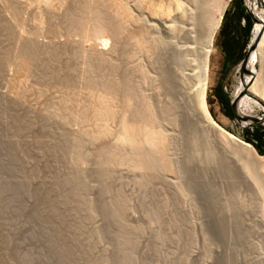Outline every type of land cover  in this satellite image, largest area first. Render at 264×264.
Masks as SVG:
<instances>
[{"label":"bare ground","instance_id":"6f19581e","mask_svg":"<svg viewBox=\"0 0 264 264\" xmlns=\"http://www.w3.org/2000/svg\"><path fill=\"white\" fill-rule=\"evenodd\" d=\"M10 1L14 16L20 15L21 1ZM229 2L76 0L61 20L67 36L80 35L68 36L74 39L65 52L70 56L64 57L63 48L59 55L60 45L54 48L51 40L25 34L16 40L20 45L12 55L18 64L9 62L0 98L26 112L3 139L19 156L7 163L17 169L12 181L21 187L23 206L34 194L41 203L36 223L27 224L15 217L19 195L11 198L0 183V239L6 246L18 231L38 225L48 244L63 239V249L77 246L68 257L60 252L61 264H189V244L200 235V249L193 251L198 264H264V213L255 208L258 196L264 200V170L244 152L257 154L254 147L241 144L207 103L215 38ZM246 3L256 18L251 41L257 43L249 52V73L233 92L238 120L245 124L256 121L247 112L261 103L256 97L264 101V8L261 0ZM103 35L104 47L97 41ZM60 87L69 94L58 100L52 90ZM71 104L76 111H64ZM59 110L73 111L81 124L95 121V131L84 124L70 127V113L61 116ZM121 165L139 172L122 176ZM5 177L0 179L10 180ZM127 184L135 188L140 217L131 210ZM242 189L252 190L250 201ZM194 197L200 216L193 210L202 219L197 237L198 217L192 219L194 211L186 212L183 204L193 206ZM35 235L31 240L43 242L42 234ZM17 251L20 259L6 256L8 264L35 263Z\"/></svg>","mask_w":264,"mask_h":264},{"label":"rangeland","instance_id":"374dc122","mask_svg":"<svg viewBox=\"0 0 264 264\" xmlns=\"http://www.w3.org/2000/svg\"><path fill=\"white\" fill-rule=\"evenodd\" d=\"M20 1L22 3V11L20 12V15L17 14V16H14V13L12 12V8H10L11 7V1L10 0H0V39L3 40V41L0 40V60H1L0 61V81L2 80V77H8L9 76V72H10L9 68L12 66L10 64L14 63V64H16L15 66H17V64H18L16 62L17 60L15 59V57H13L14 55H12V53L14 52L15 48L18 45H20V44H18L19 42L18 43L16 42V40L19 39L22 35L25 34L24 36H32L33 38H35L37 40L40 38V39H43L46 42L48 40L49 41L51 40V42L54 41L52 43H55V44H53V46L57 45L56 49L60 45L58 47V49H57L58 52H59V55H62V52H60V51L63 48L62 50L64 52L63 55H64L65 58L70 56V55H68L69 53L65 54V52L66 51L69 52L68 51L69 49L67 50V48H69L70 45L72 44V42H73L72 40L77 39V38L80 37V35H77L75 33L68 34V36H71V37L73 36L74 39H72L71 37H68L67 36V32H65V29L63 28V22H62L63 21L62 18L64 17L65 13H67L66 12L67 9L69 10L71 4L72 5H73V3L76 4V0H67V1L66 0L65 1L64 0H20ZM244 1L246 2V0H244ZM244 1L243 0H231L229 2L228 6H227V9L225 11L223 20L221 22L220 28H219L218 33L216 35L215 43H214L215 53H213L212 58H211L210 81H209V87H208V93H207V103H208V107H209L212 115L214 116V118L224 128H226L229 132H231L235 136H237V138H238V140H239V142L241 144L244 145V144L249 143L250 145H252L254 147V149H255V151L257 152L258 155L254 154L250 150L248 151L247 148H244V152L249 153V157L251 159H253L254 161H256L255 165H257L258 168H261V170H264V152H262V153L259 152V150L255 146V144L248 141L250 139H253V128L254 127H261L262 130H264V101L259 99L258 97H256V100L258 99L261 103H256V104L254 103V104H252L253 107L251 106L249 110L246 109V110H248L247 112L249 114L255 116V120H256L254 122H249V123H246V124L245 123H241L238 120V117L235 115L236 112H237L236 111V106H233L232 103H231L232 100H233V96H234L233 92H235V90H236L235 88H237L239 86V84L241 83V81H243L244 75L246 74V72L249 73L248 69L247 70H242L240 68V64H241L242 59L244 58V56L247 53L248 45H249V42L252 40L253 32H254L255 25H256V21L255 22L252 21V29H251L250 32H246L243 29H241V26H243L245 23H244V20L238 22L237 15H238L239 10L241 11L240 7L243 8V6H244L246 8V6L244 4ZM261 2H262V5H263V8H264V0H261ZM249 4H250V2H249ZM250 6H251V4H250ZM138 10L141 13V7L140 6L138 7ZM51 16H52V19H54V20H52V24L49 22ZM13 18L15 20V23H14ZM226 18H229V22H228V20ZM4 22H5V24H4ZM224 22H226L225 26H224ZM2 23L5 26L2 25ZM227 23H229V25ZM50 25H52V26H50ZM223 27H224V30L226 29V27H228L227 31L223 32L222 31ZM226 32H227V34H226ZM10 33H11V35H10ZM52 34H54V35H52ZM12 36H13V39H12ZM227 36H229L232 41L234 40V37L235 38L238 37V40H239L238 43H237L238 45L236 46L237 48L235 49L234 52H233V48H231V52H232L231 54H227L223 50V47H224L223 44H225V38H227ZM65 37L66 38L68 37V38L65 39ZM105 38H106V36H104V35H103V37L101 36L98 39L96 38L97 41L100 42V43L103 41V43L100 44L102 47H104V45H106ZM59 39L60 40L63 39L64 40V41L62 40L63 43H61L62 41L60 42ZM43 40H41V41H43ZM82 40H83V38H82ZM99 40H101V41H99ZM38 41H40V40H38ZM57 42L60 43V44H58ZM83 42H85V41L83 40ZM83 42H82V45H83ZM37 43H39V42H37ZM64 43H66V44H64ZM87 43H88V40H86V43H84V45L87 46ZM14 45H16L15 48H13ZM64 45H66V46H64ZM67 45H68V47H67ZM108 45H109V43H107V46ZM55 46H54V48H55ZM63 46L66 47V48H64ZM228 48L230 49V46H228ZM59 55H57V56H59ZM64 57H62V56L61 57H54V58L50 57L49 59H53V60L54 59H58L59 60V58H61V59L63 58L64 59ZM13 59L16 60V61H14ZM12 60H13V63L11 62ZM9 62H10V64H9ZM255 67L256 68H260V63L256 62L255 63ZM262 68H264V60H263V63H262ZM4 86H5V84L0 82V88H4ZM58 88L52 90V91H54L53 94H52L54 96V98H57L59 100L58 97H60V99L63 97L62 93L65 95L64 97H66V95L69 94V93L65 92L64 90H62L61 87H60V89H58ZM226 99L229 100L228 102H230L229 103L230 107L226 103L227 102ZM222 100H225V102H222ZM8 101L9 100L4 102V100L2 98H0V119H1L0 120V132L3 133V134H1L3 136L0 135V139L1 138L3 139L4 136H6V134H4V133H6L7 130L10 127H12V126H14V124L20 122V119L17 118V117H19V115H23L26 112L25 110H24V112H22L23 108L22 107L20 108L18 106V104H16V106H15V103H11L12 101H9V102ZM56 105H59V104H56ZM72 105L73 104L67 106V108H65L64 111L67 112L68 107H69L68 111H70V109L71 110H75V108L77 106H75V105L72 106ZM56 107L59 108L58 106H56ZM64 111H62V114H64V116L67 115V114L69 115L70 112L66 113ZM75 111H74V114L76 113ZM58 112L60 113L61 110H59ZM71 113H73V111ZM71 113H70L69 116H70V118H72V120H69L70 121L69 122L67 120L69 117L68 118L66 117V119H65V120H67L69 122L70 127H72V128H74V127L75 128H80V127L83 128V127H85L84 125H86V124L83 123L84 124L83 125V124H81V122H82L81 120H80V122L78 121V118H77L78 115L75 114L72 117L71 115H73V114H71ZM62 114H61V116H62ZM228 114H231V116L228 115ZM1 116H6V119H3ZM58 119H59V121L61 120V118H58ZM54 121H57V118H56V120L54 119ZM90 122H91V124H90ZM99 122L102 125V123H104L105 121L101 120ZM85 123H87L88 128L90 127L89 128V129H91L90 131H92V130L95 131L94 129L96 127H93V126H96V125H92L93 123L95 124V121H93V122L89 121V122H85ZM107 123H109V121H107ZM8 124H10V125H8ZM87 125H86V128H87ZM105 125H107V124H105ZM2 127H4V130H3ZM5 138H7V136ZM107 138H106V143L108 142L107 140L110 139V138H108V139ZM4 140L5 139H3V141L0 140V156H1L0 157V177L6 176L10 180H6V181L4 180L6 182L5 183L2 179H0V181L2 180L0 183H2L3 186L5 185L3 187L4 189L7 188V190H9L7 192L4 190L6 192V194L9 195L10 192H11V194L9 195L11 198H14V196L17 195V194L19 195V196H16V198L19 197L17 199L18 201H16V198H15V202L17 203V204H15V206H17L16 208L18 209V211L16 210L17 212H14L15 213V217L20 218V219L23 218L27 224H29V223L30 224H35L36 221H37V219L35 218V215H36L35 213L39 209L41 200L36 194H34V195H32V198L34 199L35 196H36L35 199L37 197L38 198L36 200L32 199V203L31 204H29V205L28 204L27 205L24 204V206H23L24 200H23V203H22L23 194L21 192V187L18 184H15L14 180L12 181V179L14 178V175L16 174L17 169L15 170V168L12 165V163H7V161L9 162V160L13 161L12 159L19 160V156L17 155V153L15 151V148H14L15 146L11 142H9V143H11L12 145L6 143L7 139L5 141ZM113 141L114 142L116 141L115 138L113 139ZM2 142L3 143L5 142V144H7V145H5V146H7V148L5 146H3ZM262 147H264V144L262 145ZM244 152H242V153H244ZM197 155L199 157H204L203 151L201 149L197 150ZM245 155H247V154H245ZM257 157H258L259 160L257 159ZM261 161H263V162H261ZM260 165L261 166L263 165V166L261 167ZM126 167H127L126 165L119 166V170H120L122 176H123V174L125 176L127 173H129V175H134L135 176L139 172L138 169L137 170H134V169L128 170ZM119 170L117 171L118 173H119ZM240 171L243 173V169H240ZM248 172H249V170H248ZM161 174H164V173L161 172ZM12 175H13V177H12ZM155 184H156L155 187H158V185L161 186V183L159 181L158 182L156 181ZM132 187H134V186L129 185V184L126 185V189L128 190L129 193L132 194V195H129L130 202H131L130 203L131 210L140 217L142 213H141V210L137 207L136 195H133V194H136V192H134L135 188H132ZM16 190L19 191V192H17ZM243 191H245V192H243ZM15 192H17V193H15ZM33 192L34 191H32V193ZM249 192H252V190L249 189ZM249 192L247 193V191L244 190V189H242V192H241L242 193L241 195H243L245 197V198L243 197V199H245L246 202H248V200L250 201L251 196H252V194H249ZM12 194L13 195L15 194V195L13 196ZM165 194L170 195V193H168V192H165ZM245 194H246V196H245ZM198 198L194 197V201H195L196 204L195 203H193V204L196 205V207L194 205L192 206V203H190L189 201H186V202L183 203L185 205V206L184 205L183 206H184V209L186 210V212L190 213V211H192L194 209V210L198 211L197 212V215H198V213L200 211V210H197V207H199ZM256 200H257L258 204L256 203L257 206L255 208L258 209L259 211L260 210L264 211V200L261 197H259V196H258V198ZM34 201H36V202H34ZM261 203L263 204V206H262ZM187 210H190V211H187ZM263 211L261 212L262 214L264 213ZM10 213H12V212H10ZM189 213H188L189 216L190 215L192 216L193 213H194V216H192V219H195L196 217H198V219L197 218L196 219L198 220V224L199 225L196 223V219L194 220L195 225L197 227H199V228H197L195 226V228H197L198 230L194 228L195 229L194 231H195L196 237H197V233L201 232V231H199L200 230V225H201V223H199V222L202 219H200V217H199L200 213H199V216L195 215V213H196L195 211L192 214H189ZM165 218H167V217H165ZM199 219H200V221H199ZM37 226L38 225H36L35 229L33 228V229L29 230L28 233L24 232V231H21V232L18 231L16 233L18 235V237H15V240L13 239L12 243L11 244L8 243L9 245H7V246H6L5 241H4L5 244L3 243V241H2L3 238L0 239V249L2 247V249H4V252H5L4 253L2 250H0L1 251L0 252V264H8L7 261H6V256H9V257L15 256L18 259H20V257H18L19 255L17 254V252H18L17 250H19V249H20V251L22 250L21 251L22 253H24L23 251H25L27 254L32 255L31 258H32V261L35 262L34 264H45V263L46 264H61V262H60L61 258L59 257L60 252L63 251L65 257H68L71 254L70 253V251H71L70 249L77 248L76 245H72V248H68L67 247L66 249H63V247L66 246L65 245L66 243H63L64 242L63 239L60 240L61 242H57V243L55 242L52 245L48 244L47 242H45V240L47 239L46 236H45L46 233L44 234V231L41 230V228H42L41 226L39 228ZM32 230L37 231V232H33ZM33 233H35V234L37 233V235H39V234L41 235L42 234L41 236H43L42 237L43 238V242L40 241V242H38L36 244L35 241L31 240V239H33L31 237L35 235ZM16 234H14V235H16ZM28 235H29V237L30 236L31 237L29 238ZM198 237H200V235H198ZM198 237L195 239V241L192 242L194 245L192 243L189 244V246L191 247L190 248V252L191 253L189 252V257L192 260L194 259L193 261L188 259V260H190L189 264L190 263L191 264L200 263V261H199L200 259L195 260L196 256L193 255V251L198 252L199 249H200L201 240H199L200 238H198ZM197 240H198V242H197ZM21 242H22V244H20ZM195 243H197V244H195ZM26 244L28 246H26ZM23 245H25L26 247L23 246ZM167 245L168 246H166L167 248H165V250L168 249V247H169V244H167ZM9 247H11V250H6V248L10 249ZM27 247L28 248L32 247V248H30L31 249L30 250ZM192 248H193V250H192ZM66 252L70 253V254H67ZM166 253H168V252H164L163 254L165 255ZM169 253L171 254V252H169ZM66 254H67V256H66ZM37 255L39 256V258H38ZM40 256H41V258H40ZM42 256L44 257V259H43Z\"/></svg>","mask_w":264,"mask_h":264},{"label":"trees","instance_id":"16d2710c","mask_svg":"<svg viewBox=\"0 0 264 264\" xmlns=\"http://www.w3.org/2000/svg\"><path fill=\"white\" fill-rule=\"evenodd\" d=\"M240 9H241V11L239 10L238 15H237L238 22L244 20V23H245L243 26H241V29H243L246 32H250L252 29V21H253L252 16H251L250 12L247 10V8H245L244 6H243V8L240 7ZM226 19L229 22V18H226ZM225 23L226 22H224V26H225ZM227 24L229 25V23H227ZM227 28L228 27H226V29L224 30V27H223L222 31L223 32L227 31ZM226 34H227V32H226ZM228 37L229 36H227V38H225V44H223L224 45L223 50L227 54H231L232 53L231 48H233V52H234L235 49L237 48L236 46L238 45L237 43L239 40H238V37L237 38L234 37V40L232 41L230 39V37L229 38ZM228 46H230V49L228 48ZM226 101H227L226 103L230 107V105H229L230 102H228L229 100L226 99ZM222 102H225V100H222ZM228 115L231 116V114H228ZM248 141L254 143L255 146L258 148L259 152H261V153L264 152V147H262V145L264 144V130H262L261 127H254L253 128V139H250Z\"/></svg>","mask_w":264,"mask_h":264},{"label":"water","instance_id":"95a60500","mask_svg":"<svg viewBox=\"0 0 264 264\" xmlns=\"http://www.w3.org/2000/svg\"><path fill=\"white\" fill-rule=\"evenodd\" d=\"M244 4H245L246 8L248 9V11L250 12L253 21L255 22L256 18H255L254 14H253V11L248 7V5L246 4L245 1H244ZM256 43H257V38L255 40L249 42L247 53L244 56V58L242 59L241 64H240V68L242 70H247L246 65H247L248 58H249V52H250V50H252V49H254L256 47ZM231 103H232L233 106H236V101L235 100H232ZM235 115L238 116L237 112H236Z\"/></svg>","mask_w":264,"mask_h":264}]
</instances>
